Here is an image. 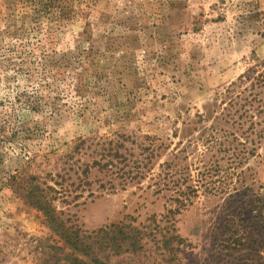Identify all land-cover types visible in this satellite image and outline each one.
I'll return each instance as SVG.
<instances>
[{"label": "rangeland", "instance_id": "1", "mask_svg": "<svg viewBox=\"0 0 264 264\" xmlns=\"http://www.w3.org/2000/svg\"><path fill=\"white\" fill-rule=\"evenodd\" d=\"M60 1L61 26L43 27L50 50H74L86 32L103 57L80 95L65 92L61 120L25 113L0 150V264H41L62 245L27 202L30 184L83 230L143 231L144 249L109 264H264V0ZM39 2L0 0V46L35 42ZM99 159L107 169L83 174ZM169 162L192 172V205L157 191ZM173 222L180 245L166 240Z\"/></svg>", "mask_w": 264, "mask_h": 264}, {"label": "trees", "instance_id": "2", "mask_svg": "<svg viewBox=\"0 0 264 264\" xmlns=\"http://www.w3.org/2000/svg\"><path fill=\"white\" fill-rule=\"evenodd\" d=\"M61 3L60 0H41L38 3L39 7L34 9L32 16L35 42L19 40L9 47L0 46V91L10 89L14 94L13 100L0 99V150L16 141L20 125L25 124V120H19L21 115L35 113L47 115V119L51 121H59L68 112L63 109L65 104H62L65 92H76L80 95L84 87L83 79H97L94 78L96 73L93 63L96 58L103 57V53L92 46L84 45L85 42L90 43V36H84L86 32L81 35L74 50L60 52L50 50V35H47V39L42 36L45 25L49 29L61 26ZM232 86L227 91L232 94L231 101L237 98L235 94L238 89L236 83ZM6 101L8 104H5ZM247 103L250 106L244 113H249L254 108L252 100ZM244 105L242 104V109ZM249 117L253 118L252 115ZM242 118L243 115L239 117ZM254 125L255 122H252L251 127ZM108 166L109 163H103V159H99L87 166L83 174L88 175L93 168L101 172ZM166 166L170 170L163 176L160 174L155 181L157 191H173L176 195L175 202L179 203L180 208L192 205L193 199L199 197V188L194 184L192 172L187 168L186 173L181 168L175 169L171 162L166 163ZM131 173H127V176L132 180H143L146 176L141 171H137L133 177ZM25 198L30 205L44 214L45 224L62 242V245L51 246V249H55V254L47 255L41 264H109L114 257L136 254L144 249L142 241L145 235L133 223H113L86 231L76 224H69L70 220L64 219V214L54 206L55 199L39 185H28L25 188ZM168 214L166 217L170 219L174 211L171 210ZM256 219L260 220V217ZM174 224L175 222L170 225L166 240L168 244L175 241L180 245L182 239L176 234ZM261 226L264 229V220ZM166 248H169L170 258H175L174 248ZM58 251L59 258L56 257Z\"/></svg>", "mask_w": 264, "mask_h": 264}]
</instances>
